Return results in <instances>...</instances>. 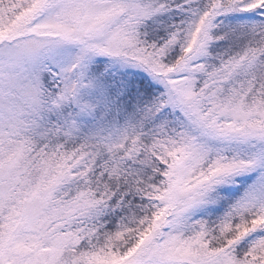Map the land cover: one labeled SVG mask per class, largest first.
Returning <instances> with one entry per match:
<instances>
[{
    "label": "snow or ice",
    "instance_id": "6c2138e0",
    "mask_svg": "<svg viewBox=\"0 0 264 264\" xmlns=\"http://www.w3.org/2000/svg\"><path fill=\"white\" fill-rule=\"evenodd\" d=\"M0 264H264V0H0Z\"/></svg>",
    "mask_w": 264,
    "mask_h": 264
}]
</instances>
